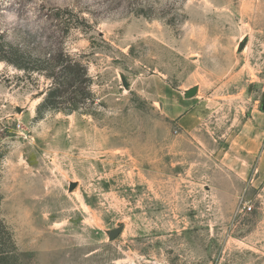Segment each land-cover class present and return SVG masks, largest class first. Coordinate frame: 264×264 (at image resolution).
I'll return each mask as SVG.
<instances>
[{
  "label": "rangeland",
  "instance_id": "obj_1",
  "mask_svg": "<svg viewBox=\"0 0 264 264\" xmlns=\"http://www.w3.org/2000/svg\"><path fill=\"white\" fill-rule=\"evenodd\" d=\"M0 34L30 60L0 62L12 264H264V190L220 163L264 106V0H0ZM69 56L91 99L38 114Z\"/></svg>",
  "mask_w": 264,
  "mask_h": 264
},
{
  "label": "trees",
  "instance_id": "obj_2",
  "mask_svg": "<svg viewBox=\"0 0 264 264\" xmlns=\"http://www.w3.org/2000/svg\"><path fill=\"white\" fill-rule=\"evenodd\" d=\"M51 68L47 77L52 82L48 93L39 104L38 114L47 109H60L66 95L73 94L74 98L70 99L71 112L79 107L81 103L91 99L90 91L91 78L88 75V69L77 60L69 57L49 59ZM5 61L22 70H29L26 55L16 45L7 41L4 34H0V62ZM25 61V62H24ZM34 69V68H33ZM39 69V68H37ZM0 194V202H1ZM18 248L14 240L13 233L7 226L0 213V264H12L17 259Z\"/></svg>",
  "mask_w": 264,
  "mask_h": 264
},
{
  "label": "crops",
  "instance_id": "obj_3",
  "mask_svg": "<svg viewBox=\"0 0 264 264\" xmlns=\"http://www.w3.org/2000/svg\"><path fill=\"white\" fill-rule=\"evenodd\" d=\"M220 163L228 172L224 181L234 192L243 191L240 200L250 187L264 190V108L252 111L229 140Z\"/></svg>",
  "mask_w": 264,
  "mask_h": 264
},
{
  "label": "water",
  "instance_id": "obj_4",
  "mask_svg": "<svg viewBox=\"0 0 264 264\" xmlns=\"http://www.w3.org/2000/svg\"><path fill=\"white\" fill-rule=\"evenodd\" d=\"M246 41L247 40L245 39V40H243V42H241L240 49L244 48V46L246 44ZM125 84L127 85V82H125ZM196 92H197L196 88L193 89V90H190L188 92L187 96L188 97H192V96H194L196 94ZM262 108H264V106ZM76 186H77V183L73 182L70 185V189L73 190ZM121 230H122V228L120 227V228H117L115 230L110 231L109 234H110L111 239H115L120 234Z\"/></svg>",
  "mask_w": 264,
  "mask_h": 264
},
{
  "label": "built area",
  "instance_id": "obj_5",
  "mask_svg": "<svg viewBox=\"0 0 264 264\" xmlns=\"http://www.w3.org/2000/svg\"><path fill=\"white\" fill-rule=\"evenodd\" d=\"M249 209H251V206L249 207Z\"/></svg>",
  "mask_w": 264,
  "mask_h": 264
}]
</instances>
